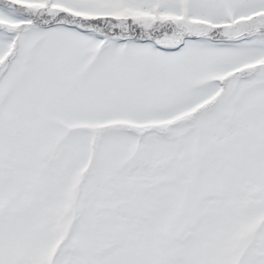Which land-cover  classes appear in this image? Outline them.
Here are the masks:
<instances>
[{"label":"snow or ice","instance_id":"obj_1","mask_svg":"<svg viewBox=\"0 0 264 264\" xmlns=\"http://www.w3.org/2000/svg\"><path fill=\"white\" fill-rule=\"evenodd\" d=\"M0 264H264V0H0Z\"/></svg>","mask_w":264,"mask_h":264}]
</instances>
